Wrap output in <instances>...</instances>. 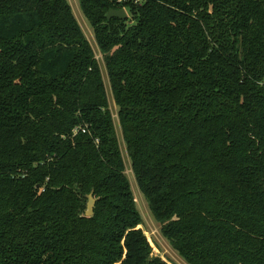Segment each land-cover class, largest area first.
Segmentation results:
<instances>
[{
    "label": "trees",
    "instance_id": "trees-1",
    "mask_svg": "<svg viewBox=\"0 0 264 264\" xmlns=\"http://www.w3.org/2000/svg\"><path fill=\"white\" fill-rule=\"evenodd\" d=\"M79 1L163 235L188 264H264V0ZM126 168L71 2L0 0V264H173Z\"/></svg>",
    "mask_w": 264,
    "mask_h": 264
},
{
    "label": "rangeland",
    "instance_id": "rangeland-1",
    "mask_svg": "<svg viewBox=\"0 0 264 264\" xmlns=\"http://www.w3.org/2000/svg\"><path fill=\"white\" fill-rule=\"evenodd\" d=\"M69 1L71 2L74 13H75L83 31L85 32L87 38L89 39V41L91 42V44L95 50L96 57L98 58V60L101 64L102 70H103V75H104V78L106 81V85H107V89H108V93H109V97H110V107L112 109L113 116H114V119L116 122L117 131H118V135H119L121 146H122V151H123L125 161H126V165H127L126 173L131 180L132 189L134 191V194H135V197L137 200V205H138V208H139V210L143 216L142 227H143L145 233L147 234V236L149 237V239L151 241V245L153 246V254L159 255L163 259H165V260H167L173 264H188L185 261V259L178 253V251L172 247V245L169 243L168 239L161 232V226H162L161 223L159 221H157L156 218L154 217L147 199L145 198V196L142 194V192L139 189V186L137 184L133 170L131 168V161H130L128 153H127V148H126L125 143L123 141V136H122V132H121L120 124H119V119H118V114H117V107L115 105V102H114V99H113V96L111 93V88H110V84H109V79H108V75H107V71H106V66H105L103 54L101 53V51L97 45V42L95 40L93 28H92L91 24L89 23V21L87 20V18L85 17V15L81 9L80 1L79 0H69ZM128 15L130 16L129 10H128Z\"/></svg>",
    "mask_w": 264,
    "mask_h": 264
},
{
    "label": "water",
    "instance_id": "water-1",
    "mask_svg": "<svg viewBox=\"0 0 264 264\" xmlns=\"http://www.w3.org/2000/svg\"><path fill=\"white\" fill-rule=\"evenodd\" d=\"M128 11L126 8H112L107 13V18L111 19L113 17H119L122 19H126L128 17ZM96 204V198L94 197L93 191L88 195L87 209L86 215L91 216L94 214Z\"/></svg>",
    "mask_w": 264,
    "mask_h": 264
},
{
    "label": "built area",
    "instance_id": "built-area-1",
    "mask_svg": "<svg viewBox=\"0 0 264 264\" xmlns=\"http://www.w3.org/2000/svg\"><path fill=\"white\" fill-rule=\"evenodd\" d=\"M116 1L119 2V3H123V2L129 1V0H116ZM130 1H132L134 3H140L141 0H130ZM126 10L128 11V9H126Z\"/></svg>",
    "mask_w": 264,
    "mask_h": 264
}]
</instances>
